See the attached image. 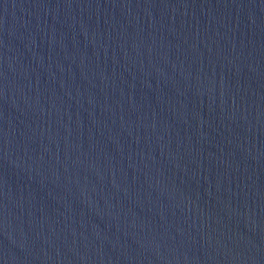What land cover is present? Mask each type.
<instances>
[{"label":"water","instance_id":"obj_1","mask_svg":"<svg viewBox=\"0 0 264 264\" xmlns=\"http://www.w3.org/2000/svg\"><path fill=\"white\" fill-rule=\"evenodd\" d=\"M0 264H264V0H0Z\"/></svg>","mask_w":264,"mask_h":264}]
</instances>
